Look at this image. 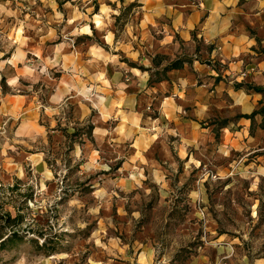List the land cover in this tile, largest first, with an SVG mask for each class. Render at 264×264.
Wrapping results in <instances>:
<instances>
[{"label":"rangeland","instance_id":"1","mask_svg":"<svg viewBox=\"0 0 264 264\" xmlns=\"http://www.w3.org/2000/svg\"><path fill=\"white\" fill-rule=\"evenodd\" d=\"M139 4L0 0V234L18 236L0 247V264H140V251L154 264H264V151L235 150V161L203 160L194 172L144 161L130 172V142L88 144L76 101H49L86 85L34 58L33 45L47 54L92 17L125 40ZM100 35L76 43L111 51Z\"/></svg>","mask_w":264,"mask_h":264},{"label":"crops","instance_id":"2","mask_svg":"<svg viewBox=\"0 0 264 264\" xmlns=\"http://www.w3.org/2000/svg\"><path fill=\"white\" fill-rule=\"evenodd\" d=\"M128 1L140 9L125 40L92 17L47 54L33 45L34 58L86 85L81 94L59 87L52 107L76 101L75 118L90 124L88 144L130 142L131 155H123L130 172L146 167L143 161L158 171L168 164L194 172L205 160L232 159L235 150L264 151V0ZM99 32L111 51L76 43ZM137 262L154 264V255L140 251Z\"/></svg>","mask_w":264,"mask_h":264},{"label":"trees","instance_id":"3","mask_svg":"<svg viewBox=\"0 0 264 264\" xmlns=\"http://www.w3.org/2000/svg\"><path fill=\"white\" fill-rule=\"evenodd\" d=\"M15 233L16 232H13L12 235H8V236H6L5 234H0V239H1V241H0V247H6L11 242H13L14 240H16L18 236L17 235H16L17 237L14 236Z\"/></svg>","mask_w":264,"mask_h":264}]
</instances>
